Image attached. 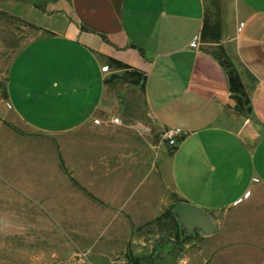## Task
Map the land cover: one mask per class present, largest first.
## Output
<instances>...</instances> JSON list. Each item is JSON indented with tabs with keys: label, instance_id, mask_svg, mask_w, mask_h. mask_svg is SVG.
<instances>
[{
	"label": "crops",
	"instance_id": "1",
	"mask_svg": "<svg viewBox=\"0 0 264 264\" xmlns=\"http://www.w3.org/2000/svg\"><path fill=\"white\" fill-rule=\"evenodd\" d=\"M206 8L207 0H0V12L35 31L8 67L9 108L33 132H68L71 175L103 202H122L127 224H149L146 241L169 229L163 218L153 223L161 208H200L214 233L229 206L264 186V0H232L217 43L199 40ZM218 45L237 70L248 116L233 110ZM107 58L140 73L142 87L104 82L118 73ZM166 128L181 131L160 152L175 198L157 188L149 143ZM180 233L183 249L206 236Z\"/></svg>",
	"mask_w": 264,
	"mask_h": 264
},
{
	"label": "rangeland",
	"instance_id": "2",
	"mask_svg": "<svg viewBox=\"0 0 264 264\" xmlns=\"http://www.w3.org/2000/svg\"><path fill=\"white\" fill-rule=\"evenodd\" d=\"M231 2L207 0L206 15L229 17ZM34 34L0 12V264H134L127 255L137 264H264V186L229 206L214 233L183 249L171 226L162 240L146 241L149 224H127L122 202H103L72 176L69 133L29 130L2 94L13 57ZM160 133L149 142L159 158L157 188L175 198L163 174L160 152L168 146Z\"/></svg>",
	"mask_w": 264,
	"mask_h": 264
},
{
	"label": "trees",
	"instance_id": "3",
	"mask_svg": "<svg viewBox=\"0 0 264 264\" xmlns=\"http://www.w3.org/2000/svg\"><path fill=\"white\" fill-rule=\"evenodd\" d=\"M11 18H14V17H11ZM18 21L34 29L32 25L27 24L21 20H18ZM199 40L205 43H217L219 41V23L217 19L205 14V16L203 17L202 26L199 32ZM213 57L215 58L217 63L220 65V67L222 68L225 74L228 90L230 93L229 95L233 101V110L244 116H248L250 112L249 99L247 97V94L245 93V90L240 81L239 75L237 73V70L234 64L228 58V56L224 53L222 47L219 45L217 46V50H215V52L213 53ZM107 65L114 70H118L119 72L110 74L104 80V82L111 81L113 79H119L122 82H126L132 85H137L139 86V88L142 87L143 76L137 71L129 69V66L127 64L121 61L115 60L113 58H107ZM5 80H6V77H5ZM2 94L5 97V89L3 90ZM171 149L172 148H168V151L170 152ZM161 218L166 220V222L168 223L167 227L171 226L174 229V237L179 244H181L186 238H188V235H180L178 228H177L176 221L173 217V214L168 208H166L161 214L156 216L153 219V222L155 221L156 223H158L160 222ZM127 257L129 261H131L134 264H137V260L135 257H132L130 255H127Z\"/></svg>",
	"mask_w": 264,
	"mask_h": 264
},
{
	"label": "water",
	"instance_id": "4",
	"mask_svg": "<svg viewBox=\"0 0 264 264\" xmlns=\"http://www.w3.org/2000/svg\"><path fill=\"white\" fill-rule=\"evenodd\" d=\"M175 216L181 232L195 228L201 235L213 232L209 216L200 208L184 202H175L169 206Z\"/></svg>",
	"mask_w": 264,
	"mask_h": 264
},
{
	"label": "built area",
	"instance_id": "5",
	"mask_svg": "<svg viewBox=\"0 0 264 264\" xmlns=\"http://www.w3.org/2000/svg\"><path fill=\"white\" fill-rule=\"evenodd\" d=\"M111 123H118L117 117H112L110 119ZM181 136V131L178 128H166L163 129L160 133L161 140L168 146L169 148H172L175 146L178 138Z\"/></svg>",
	"mask_w": 264,
	"mask_h": 264
}]
</instances>
